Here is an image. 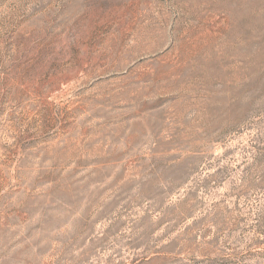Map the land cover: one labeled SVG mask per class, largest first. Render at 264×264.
I'll return each instance as SVG.
<instances>
[{
  "label": "rangeland",
  "instance_id": "374dc122",
  "mask_svg": "<svg viewBox=\"0 0 264 264\" xmlns=\"http://www.w3.org/2000/svg\"><path fill=\"white\" fill-rule=\"evenodd\" d=\"M0 264H264V0H0Z\"/></svg>",
  "mask_w": 264,
  "mask_h": 264
}]
</instances>
